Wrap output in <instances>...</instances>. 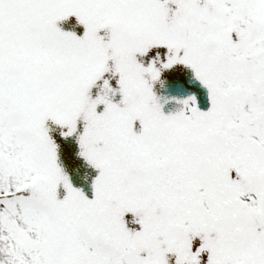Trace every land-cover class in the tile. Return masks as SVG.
<instances>
[{
  "label": "snow or ice",
  "instance_id": "snow-or-ice-1",
  "mask_svg": "<svg viewBox=\"0 0 264 264\" xmlns=\"http://www.w3.org/2000/svg\"><path fill=\"white\" fill-rule=\"evenodd\" d=\"M0 264H264V0H0Z\"/></svg>",
  "mask_w": 264,
  "mask_h": 264
},
{
  "label": "flooded vegetation",
  "instance_id": "flooded-vegetation-1",
  "mask_svg": "<svg viewBox=\"0 0 264 264\" xmlns=\"http://www.w3.org/2000/svg\"><path fill=\"white\" fill-rule=\"evenodd\" d=\"M156 51H160L163 57L167 50L164 48L154 49L149 53L148 57L143 58L145 62L151 60ZM161 80L163 81V85L157 82L154 91L161 97V103L165 99H168V102L164 104L166 114L175 112L182 107L175 100L170 99L171 97L183 99L195 94L202 109L206 110L209 106L207 103V90L195 79L190 68L183 65H176L169 70H165L162 73ZM52 128V135L60 144V163L62 167L69 174L73 185L78 188H83L91 196L92 181L97 175V171L77 155L79 148L76 137L64 140L59 136V129L55 125H52Z\"/></svg>",
  "mask_w": 264,
  "mask_h": 264
}]
</instances>
